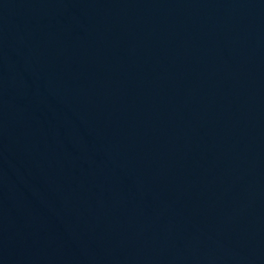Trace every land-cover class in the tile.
I'll return each instance as SVG.
<instances>
[{
	"label": "water",
	"instance_id": "obj_1",
	"mask_svg": "<svg viewBox=\"0 0 264 264\" xmlns=\"http://www.w3.org/2000/svg\"><path fill=\"white\" fill-rule=\"evenodd\" d=\"M0 264H264V0H0Z\"/></svg>",
	"mask_w": 264,
	"mask_h": 264
}]
</instances>
